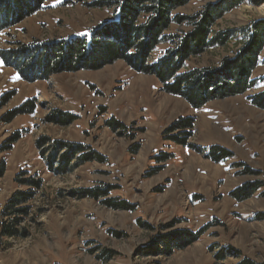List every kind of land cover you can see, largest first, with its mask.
I'll use <instances>...</instances> for the list:
<instances>
[{
	"label": "rangeland",
	"instance_id": "374dc122",
	"mask_svg": "<svg viewBox=\"0 0 264 264\" xmlns=\"http://www.w3.org/2000/svg\"><path fill=\"white\" fill-rule=\"evenodd\" d=\"M116 1L47 0L33 14L30 4L0 30V206L17 191L35 193L20 225L27 235H0V264H236L240 257L216 258L230 247L264 262V108L251 100L264 91V63L245 93L195 107L124 60L96 69L78 64L48 78L44 70L22 75L4 60L3 53L21 46L89 35L116 18ZM216 1L190 0L177 11L193 14ZM259 1L233 9L215 30H237L264 18ZM185 30L174 24L169 31ZM167 47L158 46L153 57ZM239 47L232 38L191 58L184 71L218 66ZM22 106L27 113L7 121ZM187 116L195 124L182 145L172 139L179 131H167ZM57 142L85 149L76 155ZM215 147L228 156L211 158ZM94 154L103 160L80 163ZM31 176L42 181L38 188L21 182ZM254 186L249 199L233 196ZM92 189L105 194L81 196ZM124 201L131 208L111 206ZM180 229L200 237L172 253L147 254L154 237Z\"/></svg>",
	"mask_w": 264,
	"mask_h": 264
},
{
	"label": "trees",
	"instance_id": "16d2710c",
	"mask_svg": "<svg viewBox=\"0 0 264 264\" xmlns=\"http://www.w3.org/2000/svg\"><path fill=\"white\" fill-rule=\"evenodd\" d=\"M46 1L0 0V30L13 24L10 21L13 20L14 15H21L22 7L25 10L30 8V4L35 5L36 8H31L29 11V14H33ZM189 2L190 0H117L114 3L116 18L90 31L89 35L73 37L61 42H40L21 46L18 50L3 53V58L22 75L30 70L40 72L44 70L45 78L58 72L73 71L78 64L87 69H96L124 60L138 72L155 75L162 82V89L165 92L185 97L195 107H202L216 98L245 93L256 85L258 80L252 76L257 67L264 63V58H261L264 51V18L237 30H215V26L227 13L242 4L260 5L262 2L217 0L206 3L201 10L193 14L177 11ZM174 24L187 26L189 30L169 31ZM232 38H238L240 44L232 57H224L218 66L184 71L187 61L191 58L200 56L213 47H225ZM161 44H168V47L155 59L153 54ZM4 99L8 100L10 97L6 96ZM251 100L257 106L264 108V91L252 96ZM24 113H27V109L24 106L19 107L12 112V116L7 121ZM194 124L193 117H180L168 127L167 132L179 131L181 136L173 135L172 139L179 144L188 145V140L193 135ZM57 144L61 149H67L76 155L81 154L85 149V146L79 143L57 142ZM228 154L227 151L215 147L211 148L209 156L220 160ZM83 158L80 159L81 164L89 160H103L99 154L85 155ZM3 167L4 162L0 164V177L4 174ZM21 182L33 188H38L42 184L40 179L33 176ZM257 188L240 187L233 192V196L239 200H246L252 197ZM103 194H105L104 190L97 192L92 189L82 190L81 196L99 197ZM34 196L32 190L17 191L0 206L2 238L27 235L21 230L20 225L31 212L29 202ZM111 206L131 208L126 201ZM173 224L164 227L169 228ZM156 237L153 238L155 240L151 248L145 249L149 252L147 254H157L164 250L172 253L175 249H184L196 242L200 234L188 229H180L172 232L170 236ZM230 250H220L216 258L222 260L228 255H234L240 257V261L236 264H264L242 256L238 249L230 247Z\"/></svg>",
	"mask_w": 264,
	"mask_h": 264
}]
</instances>
